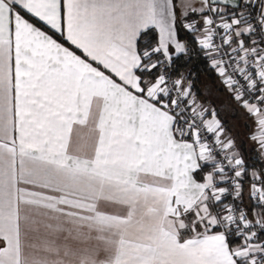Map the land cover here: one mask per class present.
<instances>
[{
  "label": "snow or ice",
  "instance_id": "6c2138e0",
  "mask_svg": "<svg viewBox=\"0 0 264 264\" xmlns=\"http://www.w3.org/2000/svg\"><path fill=\"white\" fill-rule=\"evenodd\" d=\"M0 264H264V0H0Z\"/></svg>",
  "mask_w": 264,
  "mask_h": 264
},
{
  "label": "trees",
  "instance_id": "16d2710c",
  "mask_svg": "<svg viewBox=\"0 0 264 264\" xmlns=\"http://www.w3.org/2000/svg\"><path fill=\"white\" fill-rule=\"evenodd\" d=\"M203 65L200 64H193L192 69L194 72L199 73V79L201 81L200 87H205L206 85L209 86L211 82H214V77H212L209 73L202 72L201 69Z\"/></svg>",
  "mask_w": 264,
  "mask_h": 264
},
{
  "label": "crops",
  "instance_id": "0c3cea01",
  "mask_svg": "<svg viewBox=\"0 0 264 264\" xmlns=\"http://www.w3.org/2000/svg\"><path fill=\"white\" fill-rule=\"evenodd\" d=\"M209 86L214 90L215 87H216V84H215V81L214 82H211L209 84ZM224 103H227V101H223ZM226 115H228L227 113V109H225V118H226ZM227 119H231V117L227 118ZM81 135L84 139H87V136H88V129L87 128H84L81 130ZM245 148H247V145H245Z\"/></svg>",
  "mask_w": 264,
  "mask_h": 264
},
{
  "label": "rangeland",
  "instance_id": "374dc122",
  "mask_svg": "<svg viewBox=\"0 0 264 264\" xmlns=\"http://www.w3.org/2000/svg\"><path fill=\"white\" fill-rule=\"evenodd\" d=\"M230 116L229 115H226V118H229ZM234 122V121H233Z\"/></svg>",
  "mask_w": 264,
  "mask_h": 264
}]
</instances>
